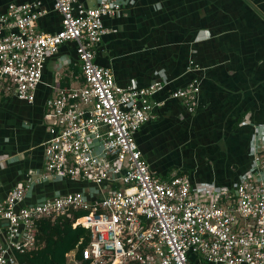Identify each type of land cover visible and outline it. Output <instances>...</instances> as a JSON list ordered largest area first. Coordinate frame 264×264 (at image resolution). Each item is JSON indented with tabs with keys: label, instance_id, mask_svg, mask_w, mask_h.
<instances>
[{
	"label": "built area",
	"instance_id": "1",
	"mask_svg": "<svg viewBox=\"0 0 264 264\" xmlns=\"http://www.w3.org/2000/svg\"><path fill=\"white\" fill-rule=\"evenodd\" d=\"M49 1L61 18L55 33L37 29L48 14L42 1L10 4L0 14V95L34 104L47 62L69 42L83 84L52 87L43 171L0 198V264H21L17 255L36 247L38 223L61 217L91 236L84 260L69 255L68 264H194V257L201 264H264V148L255 146L253 169L234 192L212 191L209 201L188 176L160 179L136 134L156 118L164 102L152 99L166 85L121 87L96 63L108 33L104 19L117 17L125 2L95 0L89 8L82 0ZM199 93L195 79L170 99L194 113ZM65 181L81 186L26 204L35 185Z\"/></svg>",
	"mask_w": 264,
	"mask_h": 264
},
{
	"label": "crops",
	"instance_id": "2",
	"mask_svg": "<svg viewBox=\"0 0 264 264\" xmlns=\"http://www.w3.org/2000/svg\"><path fill=\"white\" fill-rule=\"evenodd\" d=\"M32 1L38 0H0V14L10 4ZM39 1L48 14L38 21V31L57 32L59 14L51 1ZM121 1L125 9L104 19L108 33L97 48L96 63L110 68L121 87L166 85L152 99L164 102L156 118L136 134L144 159L162 180L188 176L203 201L212 191L234 192L253 169L255 146L264 148V0ZM82 3L90 8L95 0ZM195 79L198 106L189 113L170 95ZM82 84L76 44L69 42L47 62L34 104L0 95V198L43 171L50 138L44 118L52 87ZM77 185L37 184L26 204ZM69 255L77 257V252ZM192 262L201 264L196 257Z\"/></svg>",
	"mask_w": 264,
	"mask_h": 264
},
{
	"label": "trees",
	"instance_id": "3",
	"mask_svg": "<svg viewBox=\"0 0 264 264\" xmlns=\"http://www.w3.org/2000/svg\"><path fill=\"white\" fill-rule=\"evenodd\" d=\"M139 132V131H138ZM82 213L75 214V217ZM75 220L61 217L43 219L37 225L36 247L25 254H18L21 264H68L69 254L77 252L78 260H84V251L91 242L90 232L74 227Z\"/></svg>",
	"mask_w": 264,
	"mask_h": 264
},
{
	"label": "rangeland",
	"instance_id": "4",
	"mask_svg": "<svg viewBox=\"0 0 264 264\" xmlns=\"http://www.w3.org/2000/svg\"><path fill=\"white\" fill-rule=\"evenodd\" d=\"M76 187L78 188V187H79V185H77ZM73 188H75V187H73ZM71 190H73V189H71Z\"/></svg>",
	"mask_w": 264,
	"mask_h": 264
},
{
	"label": "bare ground",
	"instance_id": "5",
	"mask_svg": "<svg viewBox=\"0 0 264 264\" xmlns=\"http://www.w3.org/2000/svg\"><path fill=\"white\" fill-rule=\"evenodd\" d=\"M82 222H87V220H83Z\"/></svg>",
	"mask_w": 264,
	"mask_h": 264
}]
</instances>
